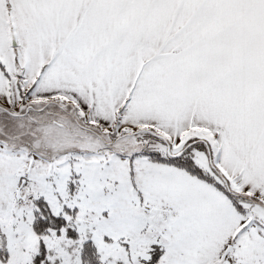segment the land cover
<instances>
[{
    "label": "snow or ice",
    "instance_id": "snow-or-ice-1",
    "mask_svg": "<svg viewBox=\"0 0 264 264\" xmlns=\"http://www.w3.org/2000/svg\"><path fill=\"white\" fill-rule=\"evenodd\" d=\"M0 264H264V0H0Z\"/></svg>",
    "mask_w": 264,
    "mask_h": 264
}]
</instances>
